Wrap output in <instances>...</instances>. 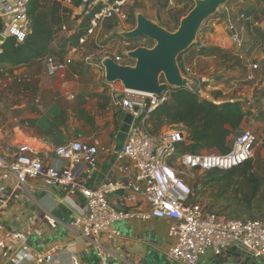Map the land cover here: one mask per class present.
Returning <instances> with one entry per match:
<instances>
[{"label":"built area","instance_id":"1","mask_svg":"<svg viewBox=\"0 0 264 264\" xmlns=\"http://www.w3.org/2000/svg\"><path fill=\"white\" fill-rule=\"evenodd\" d=\"M60 1L63 5L70 4V0ZM81 2L93 15L86 35L79 39L80 45L95 33L105 19L114 16L124 20L126 15L123 8L129 0ZM168 3L172 4V0H168ZM82 8L80 6V11ZM0 16L5 23L2 34L14 35L18 41H22L28 31L27 0H0ZM240 17L251 26L262 27L264 23L243 13ZM231 29L229 40H220V48L241 45L240 34L234 28ZM61 31L70 33L66 25L61 27ZM200 45L204 44L201 42ZM112 59L119 64L122 62V57L118 55ZM43 61L50 75L63 71L71 63L67 56L62 61L48 56ZM84 61L87 65H98L90 55ZM251 67L254 70L257 64ZM184 69L182 76L191 84L190 69L186 65ZM253 77L248 74L246 79L252 80ZM114 83L117 82L109 84L112 104L124 114L133 116L122 147L117 151V157L127 160L135 171L133 180L118 182L109 179L95 188L84 186L81 176L96 170L101 149L82 139H70L54 147L55 156L65 161V165L46 164L35 148L23 146L17 150L11 162L0 155V173H13L17 186H24L28 179L41 178L47 185L57 186L68 196L80 193L85 204L82 208L74 205L76 213L71 229L78 238L89 239L98 247L100 264L109 263L96 241L99 237L106 234L112 238L118 237L120 232L114 227L118 222L147 221L152 218L168 222L167 234L174 242L166 256L174 263L200 264L201 257L207 251L219 256L232 248L251 259L264 261V215L257 219H239L205 212L200 203L190 201L192 191L187 181L194 179L195 173L212 169L228 170L252 158L258 141L256 134L249 128H243L234 138L231 148L224 153H179V146L186 142V132L180 125L164 126L158 136L150 134L144 125L148 113L167 99L168 90L158 97L126 89L120 82V86L115 87ZM134 107H137L136 111ZM117 189H122L124 193L118 205H113L108 200V194ZM2 210L3 205L0 204V214ZM48 222L54 225V222ZM5 237L0 236V264L6 249ZM61 249V245H54L35 254L17 251L15 264L24 260L29 264H46L52 253Z\"/></svg>","mask_w":264,"mask_h":264},{"label":"crops","instance_id":"2","mask_svg":"<svg viewBox=\"0 0 264 264\" xmlns=\"http://www.w3.org/2000/svg\"><path fill=\"white\" fill-rule=\"evenodd\" d=\"M70 4L66 3L64 6ZM74 8L75 15L77 9ZM101 26L102 24L96 31H99ZM95 39V34L88 36L82 45ZM201 42L204 44L203 40ZM78 48L71 49L66 55L71 59V64L54 75L48 74L43 59L18 67L12 72L0 70V155L11 162L20 147L31 146L39 152L40 158L46 164L65 165V161L55 156L53 152L55 146L37 134L36 128L46 129L48 120L60 109L66 108L70 123L68 140L82 139L101 149L96 170L81 176L83 185L95 188L109 179L118 182L133 180L135 171L132 166L127 160L117 157V151L122 144L119 143V130H116L114 118L117 108L112 104L111 98L105 109L99 108L92 94L103 89L91 90L87 87L88 83L78 80L77 64L74 63L72 56ZM233 54L242 59L243 54ZM214 59L219 63H210V60ZM231 60L232 62L228 64L216 56L196 58L193 63V78L198 86L203 84L201 95L213 100L218 92L220 93L218 101L238 99L252 102L251 97L243 93L246 90L239 88L238 79L230 77L224 81L223 78H219L226 67L228 68L226 72L233 76L235 69L242 68V61L237 63V57H232ZM206 62L210 64L202 66ZM81 100H84L83 106L94 115L95 124L92 128L86 126L84 130L80 129L79 134H76V128H81L83 121L78 118L71 106L78 108ZM252 122L254 127L263 126L256 117L249 116L243 121L242 129L250 127L249 124ZM258 154L264 161L261 140L254 146L253 156ZM123 193L122 189L109 193V202L118 205ZM0 204L3 205L0 214V236H7L1 264H15L17 251L35 254L54 245H61L62 249L54 251L46 264H100L98 247L89 239L78 238L71 229V222L76 213L74 205L82 208L85 204L80 193L68 196L57 186L47 185L41 178H31L24 186H17L13 173L1 172ZM48 220L54 222V225H50ZM114 227L120 232L118 237L112 238L106 234L96 240L109 264H177L166 256L167 250L174 242L167 234L166 220L158 218L147 221L128 220L118 222ZM227 263L264 264V261L251 259L235 248L219 256L207 251L200 259V264ZM18 264L29 262L24 260Z\"/></svg>","mask_w":264,"mask_h":264},{"label":"trees","instance_id":"3","mask_svg":"<svg viewBox=\"0 0 264 264\" xmlns=\"http://www.w3.org/2000/svg\"><path fill=\"white\" fill-rule=\"evenodd\" d=\"M191 1L192 5L188 12L195 4L194 0ZM70 3V6H64L60 0H27L28 31L22 41H18L14 35H5L0 44V70L12 72L18 67L27 66L35 60L48 56L62 61L68 51L78 48L79 39L86 35L93 12L87 11L86 5L82 4L81 0H70ZM80 6H83L82 10L74 15L73 8ZM243 11L245 15L252 18L254 16L253 19L256 21H264V0H254L253 5H247ZM69 18L71 19L70 25L66 27L70 33L61 35L60 29ZM111 18L117 17L113 16L105 20ZM126 19L132 26L130 29H133L136 26L135 9H131ZM179 22L180 19L175 29L178 28ZM4 24V19L0 16V33L3 32ZM106 27L109 28V33L119 35L116 34V24ZM254 28L257 37L264 40L263 27L255 26ZM119 36L122 38L121 35ZM153 45L154 42L151 46ZM136 47L133 46L126 50L130 51ZM191 51L189 47L187 51L178 56V66L181 70L184 69V62L180 63L181 56ZM198 51V54L203 57H237V63L240 62L238 56L233 54L234 52L224 51L217 46L198 47ZM244 51L242 47L238 54ZM229 54L232 55L229 56ZM124 56L128 61H134L128 57L127 53ZM121 64L128 65L126 62H121ZM160 81L163 82V78ZM105 85L108 83L106 82ZM202 88V83L197 87H169L167 99L151 110L145 118L144 125L148 132L158 136L162 127L180 125L186 132V142L179 146V153L195 154L204 151L224 153L231 148L234 138L242 131L243 121L249 116L256 117L264 127V110L260 109V105L258 112L254 115L249 106L250 101L238 99L218 101L217 98L220 97L218 92L215 99L209 100L201 95ZM92 97L96 98L98 107L101 109L109 105L110 96L105 89L92 94ZM256 101L258 102L259 99ZM83 105L84 100H81L78 108L71 106L78 118L83 121L81 128H76V134H79L80 129L84 130L86 126L92 128L95 124L94 115ZM123 116L124 113L120 109L114 113L117 131L123 124ZM69 129V114L66 108H62L48 120L46 129L42 130L37 127L36 132L44 140L58 146L68 140ZM261 147L264 149V132L261 136ZM201 174H196V181L191 186L190 201L198 202L196 195L202 193L203 187L206 188L209 191L207 205L201 204L205 212H212L227 218L257 219L263 217L264 163L260 169H256L252 157L231 169H212Z\"/></svg>","mask_w":264,"mask_h":264},{"label":"rangeland","instance_id":"4","mask_svg":"<svg viewBox=\"0 0 264 264\" xmlns=\"http://www.w3.org/2000/svg\"><path fill=\"white\" fill-rule=\"evenodd\" d=\"M253 2L254 0H231L226 5L219 7V10L203 23L194 40V43L191 45L192 51L186 56L182 55L180 63L184 62V65H186L187 68L190 69V79L192 80L190 86L197 87L198 84L193 78V63L195 62L196 58L203 57L198 54V47L201 43V40H203L204 46L218 47L222 38L229 40L232 34L231 28H234V30H236L240 34L241 45H228V47L223 50H230V52L232 51L234 53H238L239 50L244 47L245 51L244 53H242V59L239 58V60L242 61V68L238 70L235 69V75L233 76L230 75V73L226 72L228 70V68L226 67V70L221 72L222 74L219 75V77L223 79L234 77L239 80V88L245 89L246 91L243 92L245 96H247L248 94L249 98L251 97L250 99L253 100L251 102V105L249 106L252 109V113L255 114L258 112L259 105L260 109L264 110V40L257 37L254 28L255 26H251L248 22L242 20L240 17L242 12H244V8L249 4L253 5ZM191 5V0H172L171 5L168 4V0H129V2L124 6L123 11L125 12V15L128 16L131 9H135L136 15L143 14L145 17L159 24L163 28L169 31H175L178 19L181 20L184 17L182 15L188 13ZM74 9H77L78 12V9L80 10V7ZM125 19L123 20L111 18L108 20H104L102 22L103 25L101 26V29L94 33L96 35L95 41L88 43L86 42L81 47L79 46L76 52L72 53V56L74 57L73 61L75 64H77L76 68L79 76L78 80L80 82L88 83L89 86L87 87L91 90L105 89L108 94L111 93V87L109 86V84L112 83H108V85H105V72L104 67L102 66V61L104 58H113L114 56L118 55L122 57V63L126 62L128 63V65H134L135 60L133 62L128 61V59L124 56L128 52L126 50L127 48L133 46H145L149 48L153 47L151 45L154 41L146 37H141L134 40L128 39L129 41L123 40V37L121 38L119 35H121V33L125 30H132L130 29L132 26L127 22V19ZM70 20L71 19L69 18L67 22H64L63 25L69 27ZM114 24L117 25L116 34L119 35H114L108 32L109 28L106 26H112ZM262 27L264 29V23ZM60 34L63 35L65 33L60 29ZM55 44L57 45V42ZM70 51H68L66 55H68ZM88 55H90L94 59L95 64L97 62L98 65H87L84 61V58ZM231 55L232 54H229V56ZM220 58L224 59V62H228V64L232 62L230 57L225 56ZM216 60L217 59H214V61L210 60V63L218 62ZM210 63L206 62L202 64V66H206ZM253 64H257V68L254 70H252L251 67ZM196 68H198V65H196ZM180 71L182 75H184L183 73L185 72V69L181 70L180 68ZM248 74L254 76L252 80L246 79ZM113 85L115 87L120 86L119 82L114 83ZM4 95H6L5 90ZM258 99L259 101L257 102L256 100ZM249 126L250 127L248 128L251 129L258 138V141L256 142L257 144L261 140V136L264 132V127H254L253 122L250 123ZM123 139H125V136L120 139V144H123ZM253 159H255V168L260 169L262 164L264 163L263 159L259 154L257 156H253ZM196 174L197 173H195L194 175V179L192 178L191 180H187L190 186H193L194 182L196 181ZM198 174L200 175L201 173ZM200 176L202 177L203 175L201 174ZM208 194L209 191L206 188L204 189L203 187L202 193L200 192L199 195H196V200L202 205H207Z\"/></svg>","mask_w":264,"mask_h":264},{"label":"water","instance_id":"5","mask_svg":"<svg viewBox=\"0 0 264 264\" xmlns=\"http://www.w3.org/2000/svg\"><path fill=\"white\" fill-rule=\"evenodd\" d=\"M231 0H195L193 8L180 20L175 31H169L145 17L136 15V26L124 31L121 36L134 40L141 37L154 41L153 47L138 46L127 52L135 60L134 65L117 63L106 57L102 61L107 83L120 82L126 89L155 94L160 97L169 87H190L188 79L182 76L178 56L194 43L203 23L213 16L219 7ZM5 35L0 33V44ZM163 78V82L160 78ZM137 110V107H134ZM133 116L125 113L119 130L122 139L128 132ZM232 264V263H227ZM236 264V263H234Z\"/></svg>","mask_w":264,"mask_h":264}]
</instances>
